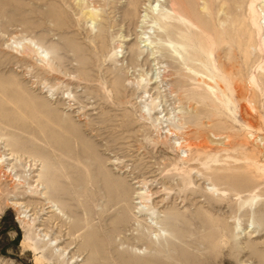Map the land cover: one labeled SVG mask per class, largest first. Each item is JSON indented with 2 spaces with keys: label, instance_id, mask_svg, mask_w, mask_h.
<instances>
[{
  "label": "rangeland",
  "instance_id": "obj_1",
  "mask_svg": "<svg viewBox=\"0 0 264 264\" xmlns=\"http://www.w3.org/2000/svg\"><path fill=\"white\" fill-rule=\"evenodd\" d=\"M137 1L141 4L131 18L128 10L135 0H0V165L13 152L23 160L8 161L2 168L7 176L0 169V264H90L92 254L93 264H159L155 257L161 253L178 254L179 264H258L245 249L248 243L264 254V0H176L181 10L190 2L208 29H220L222 22L228 30L215 38L198 28L200 40L192 43L199 53L193 64L180 66L172 55L159 52L160 43L167 45L183 63L180 47L158 37L156 18L169 11V0ZM238 7L239 16L231 14ZM136 47L141 55L133 60L129 56ZM18 96L28 98L26 111L22 104L17 107ZM56 119L72 124L71 130L75 126L88 147L93 143L106 172L129 186L125 201L110 185L109 195L106 183L98 187L95 181V189L86 162L63 155L67 145L82 142ZM33 150L47 152L51 162ZM57 153L64 164L83 167L74 177L78 188H70L74 198L66 226L51 221L50 235L61 236L58 249L66 250L61 261L46 253L24 227L22 212L11 205L17 176L31 174L28 156L36 158L33 172L38 174L42 159L54 164ZM59 186L51 193H56L55 207L29 208L28 217L52 220L60 212L55 195L64 190ZM123 207L134 219L113 229L116 220L109 219ZM86 210L92 211L91 219L101 213L102 221L97 216L86 221ZM73 221L79 227L73 228ZM144 230L149 240L138 242ZM232 244L237 248L229 253ZM122 252L134 261H123Z\"/></svg>",
  "mask_w": 264,
  "mask_h": 264
},
{
  "label": "bare ground",
  "instance_id": "obj_2",
  "mask_svg": "<svg viewBox=\"0 0 264 264\" xmlns=\"http://www.w3.org/2000/svg\"><path fill=\"white\" fill-rule=\"evenodd\" d=\"M217 1V0H216ZM225 1V0H224ZM230 1V0H229ZM232 1V0H231ZM233 1H235V0H233ZM180 2H181V0H180ZM185 2V1H184ZM187 2V1H186ZM239 2V1H238ZM92 3V2H91ZM169 11H161L160 13H159V15H158V17L156 18V20L158 21V23H159V25H160V29L157 31L158 32V37H159V39H160V41L162 42V41H165V42H168V44H170V45H172V46H174V48H175V46H178V47H180V53H182V56H183V59H181L182 60V64H180V59L176 56V55H174V53L176 52L177 53V50H173V53H171V51H170V47H168L167 45H164V44H161L160 43V48H159V52H161V53H168V54H170V55H172V61H175L174 63H176V64H178V66H180V65H188L189 63H192V62H194V60H195V58L197 57V54L199 53V49L196 47V46H194V44L192 43V42H194V40H200L199 38H198V28H200V33L202 34V33H207L208 35H213L215 38L217 37H220V36H222L221 34L222 33H226L228 30H227V27H226V25H227V23H226V25L224 24V23H222V22H220V24H219V26H221L220 27V29H217V28H214V29H208V27L206 26V24L204 23V22H206V21H204L203 22V20L201 19V18H199L200 16H199V13H197L196 12V10H194V9H196V8H194L193 7V5H188V4H191L190 2H187L188 4L186 5V7H183V10H181L180 9V7H179V5L177 6V4H178V1H176V0H169ZM234 3V2H233ZM140 4L141 3H139V1H137L136 2V0H135V2L134 3H132V7H130L129 8V10H128V12H129V14H128V16L129 17H133L135 14H136V11L138 10V7L140 6ZM153 4V3H152ZM165 4V3H164ZM238 4V3H237ZM240 4V3H239ZM226 5V4H225ZM130 6V5H129ZM238 6V5H237ZM237 6H235V4H234V7H237ZM224 7V6H223ZM240 7V6H239ZM239 7L237 8V9H235V10H233L234 12H231V14H237L238 15V12L240 11V10H238L239 9ZM127 8V7H126ZM141 8V7H140ZM224 9V8H223ZM229 10V9H228ZM231 10V9H230ZM139 12V11H138ZM217 16H218V13H217ZM228 16V15H227ZM239 16V15H238ZM125 17V16H124ZM219 17V16H218ZM126 18V17H125ZM206 18V17H205ZM126 19H128V17L126 18ZM202 21V22H201ZM226 22V21H225ZM155 23V22H154ZM202 23V24H201ZM207 23H208V20H207ZM132 25V24H131ZM208 25V24H207ZM208 26H210V25H208ZM221 33V34H220ZM186 34V35H185ZM187 34H189V36L187 35ZM194 39V40H193ZM202 39H203V37H202ZM201 39V40H202ZM203 41V40H202ZM149 42H151V41H149ZM164 42V43H165ZM222 42V41H221ZM204 43V42H203ZM223 43V42H222ZM228 46V45H227ZM177 47V49H179ZM156 48V47H155ZM173 48V47H172ZM31 49V48H30ZM132 49V48H131ZM39 50V49H38ZM37 50V51H38ZM155 50V49H154ZM31 51V50H30ZM30 51H26L27 53L28 52H30ZM36 51V52H37ZM179 51V50H178ZM204 51V50H203ZM31 53V52H30ZM34 53V52H33ZM38 53V52H37ZM204 53H205V51H204ZM39 54V53H38ZM37 54V55H38ZM141 55V51H140V49L138 48V47H136V48H134V49H132L131 50V56H129V57H132L133 58V60L135 59V58H137V56L139 57ZM157 56V55H156ZM201 57V56H200ZM156 58V57H155ZM182 58V57H181ZM179 59V60H178ZM130 61V60H129ZM146 61V60H145ZM177 61V62H176ZM135 62V61H134ZM159 62V61H158ZM173 63V64H174ZM193 64V63H192ZM134 65V64H133ZM179 68V67H178ZM178 68H177V70H178ZM181 68V67H180ZM176 69V68H175ZM179 80V79H178ZM2 81H0V84H2L1 83ZM13 83V82H12ZM11 83V84H12ZM3 86H4V84H3ZM12 86V85H11ZM7 87H8V85H7ZM4 87H2V89H3ZM0 89H1V85H0ZM20 89H21V87H20ZM4 90H8V89H6V88H4ZM13 89H11V92L13 93V91H15V90H13ZM20 91V90H19ZM17 89H16V92H19ZM2 92V91H1ZM6 94L7 93H9V91H4ZM3 92V93H4ZM10 92V93H11ZM23 92V91H22ZM22 92H20V93H22ZM25 92V91H24ZM15 93V92H14ZM13 93V94H14ZM19 93V94H20ZM12 94V95H13ZM17 93H15L14 95L15 96H17L16 95ZM27 94V93H26ZM3 95V94H2ZM13 95V96H14ZM21 95H25V94H21ZM20 95V96H21ZM6 96H8V95H6ZM11 96V95H10ZM20 96H18V97H20ZM22 96V97H23ZM26 96V95H25ZM22 97H20L21 98V102H19L20 101V99L18 98L17 99V101H15V102H17L16 104H17V107H18V103H19V105L20 104H22V106L21 107H23V111H26V109L24 108V106H26V105H28V104H26V105H24L23 106V103L25 102H27L26 101V99H28V98H25V101H23V99H22ZM28 97H30L29 95H28ZM11 98H12V96H11ZM13 99H15L14 97H13ZM30 99V98H29ZM7 100V99H6ZM12 100V99H11ZM14 101V100H13ZM32 102V101H31ZM24 103V104H25ZM40 105H41V103H40ZM43 105H45V104H43ZM32 107V106H31ZM34 107V106H33ZM41 107V106H40ZM0 108H2L1 106H0ZM28 108H30V107H28ZM35 108V107H34ZM21 109V108H20ZM30 109H32V108H30ZM40 109V108H39ZM29 110V109H28ZM36 110V109H35ZM40 110H42V109H40ZM29 111H32V110H29ZM47 111H50V110H47ZM8 112V111H7ZM18 112H19V109H18ZM17 112V113H18ZM21 112V111H20ZM35 112H37V111H35ZM42 112H43V110H42ZM51 112V111H50ZM12 113V112H11ZM22 113V112H21ZM32 113H34V111H32ZM53 114V112L51 113V115ZM45 115V114H44ZM47 115V114H46ZM50 115V116H51ZM55 115V114H54ZM30 116H31V114H30ZM49 115H48V117H50ZM8 117V116H7ZM61 117V116H60ZM51 118H53V117H51ZM54 118H56V117H54ZM62 118V117H61ZM60 118V119H61ZM59 119V120H60ZM4 120V119H3ZM53 120V119H52ZM59 120L58 119H56V123H58L59 122ZM54 121V120H53ZM52 121V122H53ZM58 121V122H57ZM61 121H63V124H64V120H61ZM37 122V121H36ZM55 122L53 123V124H55ZM2 123H3V121H2ZM5 123H7L6 121H5ZM11 123H12V121H11ZM10 123V126L12 125ZM66 123V122H65ZM67 123H69V122H67ZM66 123V124H67ZM9 124V123H8ZM8 124H6L5 126H7ZM58 124H61L62 125V123H58ZM69 124H71V123H69ZM1 125V124H0ZM2 125H4V124H2ZM23 125V124H22ZM61 125H58V127H61ZM88 125V124H87ZM86 125V126H87ZM14 126V125H13ZM12 126V127H13ZM66 125H62V129L65 127ZM68 126V129H70V131L68 130V133H69V135H71L72 136V138H73V136H78V139L79 140H81V142H82V144H77L78 142H75V144L76 145H67V147H66V151L64 152L63 151V155L64 154H66V155H70V154H72L71 156L76 160V162H77V160L78 161H80V164H83L84 162H86V164H84L83 166H85V167H89V170L91 171L90 172V174L92 175H90L91 176V179H92V177L95 179L94 180V188L96 189V187H97V185H98V187H100L101 186V183H103L104 185H105V183H106V189L104 188V190L105 191H109L108 189H109V185L113 188V190H115V192H117L118 193V195L119 196H121L122 197V199H121V197H119L120 198V201L121 200H123V197L125 198V200H126V197L128 198V196L129 195H127L130 191H129V186H127L126 184H125V182L124 181H121V180H119L118 179V181H117V178H115L114 179V176H113V174H111L110 172V174L109 173H107L106 172V170L104 169V167H103V161L101 162L100 161V159H99V157L96 155L97 153H99V152H96V151H93V150H95L96 148H95V146H93L92 144H90V147H88L87 146V144H86V142H84V141H82V137H83V135H82V137L81 136H79V133H78V131L79 130H75L74 129V127H73V129L71 130V126H72V124L71 125H67ZM66 126V127H67ZM20 127V126H19ZM65 127V131H66V128ZM71 127V128H70ZM87 127H90V126H87ZM1 128V127H0ZM55 128H56V126H55ZM4 129V128H3ZM2 129V130H3ZM27 129V128H26ZM57 129V128H56ZM58 129H60V128H58ZM57 129V130H58ZM77 129V128H76ZM1 130V129H0ZM7 130V129H6ZM25 130V129H24ZM87 130V128L85 129V131ZM91 130V128L89 129V130H87V131H90ZM4 131V130H3ZM62 130L60 129V132H61ZM80 132V131H79ZM91 132V131H90ZM93 132V131H92ZM91 132V133H92ZM4 133V132H3ZM63 133V132H62ZM86 133V132H85ZM88 133V132H87ZM65 134V133H64ZM84 134V133H83ZM8 135H9V133H8ZM20 135V134H19ZM68 135V134H67ZM85 136V135H84ZM97 136V135H96ZM24 137V136H23ZM34 137V136H33ZM4 138V137H3ZM69 138H70V136H69ZM24 139V138H23ZM28 139V138H27ZM24 140L23 142H27V141H29V140ZM49 139V138H48ZM53 139V138H52ZM60 139V138H59ZM58 139V140H59ZM85 139H86V137H85ZM90 139V138H89ZM3 140V139H2ZM50 140V139H49ZM54 140V139H53ZM8 142H10L9 140H7ZM48 141V140H47ZM51 141V140H50ZM61 141L62 140H60V143H61ZM7 142V143H8ZM30 142H32L31 140L29 141V143ZM189 142V141H188ZM28 143V144H29ZM34 143V142H33ZM49 143V142H48ZM95 144H96V142H94ZM4 144V143H3ZM9 144V143H8ZM11 145H12V143H10ZM26 144V143H25ZM25 144H23V145H25ZM62 144V143H61ZM188 144V143H187ZM14 145V144H13ZM16 145V144H15ZM40 145V144H39ZM52 146V144H49V146ZM60 145V144H59ZM63 145V144H62ZM55 146V145H54ZM94 147L95 149H93L92 147ZM97 146V145H96ZM188 146V145H187ZM37 147V146H36ZM41 147V146H40ZM39 147V148H40ZM56 147V146H55ZM58 147V146H57ZM59 147H62L61 145L59 146ZM189 147H190V145H189ZM10 148H14V147H10ZM16 148V147H15ZM14 148V149H15ZM50 148V147H49ZM54 148V147H53ZM13 149V150H14ZM38 149V148H37ZM36 149V150H37ZM44 149H47V152L48 151H50V150H48V148H45L44 147ZM59 149H62V148H59ZM58 149V150H59ZM198 149H200V148H198ZM36 150H33L34 152H35V155L36 154H39L40 153V151H41V153H43V151L42 150H40V151H38V152H36ZM39 150V149H38ZM64 150V149H63ZM51 151H52V149H51ZM32 152V151H31ZM31 152H29L30 154H33V153H31ZM44 152H45V150H44ZM45 153V154H47L48 155V153ZM19 153V152H18ZM20 153H22V152H20ZM39 154V155H41L43 158L45 157L44 155H42V154ZM194 153V152H193ZM28 154V153H27ZM29 154V155H30ZM49 154H51L50 152H49ZM34 154H33V156H35ZM38 155V156H39ZM52 155V154H51ZM63 155L61 154V153H57V154H54V164H51V163H46V161L48 160L47 159V157H45L47 160H43L41 157V159H42V163H40L41 164V168H40V172L38 173V174H34V170H36L35 169V166H37L36 164H35V159H34V157L32 158V157H30V156H28L29 157V159L31 158V164H29V167H30V169H32L31 170V174L29 175V176H26V178H24L23 177V179L20 177L19 178V176H17V179L15 180V182L17 181V183H15V187H13V189H14V192H16L17 193V195L14 197V199H13V202L11 203V205L14 207V208H16V209H19L21 212H22V214H23V218H25V228L27 229V230H29V231H31V232H33L34 234H35V236L38 238V240L40 241V243L39 244H41L44 248H45V251H46V253L47 254H49V256H54V258H57V259H59V261H61L60 259L62 258V259H64L65 260V256L67 255L66 254V250L65 249H62V250H59L58 249V244L60 243V241H61V236H57V237H52L50 234L52 233L51 232V230L53 229V225H51V221H53L54 219H55V221H61V222H63V224H62V226L64 225V223H65V226H66V222L64 221L65 219H67V216L68 215H71V213H70V211H69V209H70V202L73 200V198H72V195H71V193H70V188H71V186H72V188L73 189H77L78 187L77 186H75L73 183H74V180H75V174H79V172H81V171H83V167L80 165H71V163L69 164H64L65 162H64V160H63ZM99 155V154H98ZM195 155V154H194ZM12 156H13V158H9V159H5L4 161H3V163H2V161H1V165H0V169L2 170V173L5 175V176H7V173H5V170L3 171V169L2 168H4V165H6V167L7 166H9V164H8V161H12V160H14V158H16V160L19 158V156L15 153V152H13V154H12ZM25 156V155H24ZM32 156V155H31ZM37 156V155H36ZM53 156V155H52ZM27 157V158H28ZM51 157V156H50ZM50 157H49V159H50ZM97 157H98V159H97ZM69 158V157H68ZM20 160L18 161V162H23V160H21V156H20V158H19ZM1 160V159H0ZM52 160V159H51ZM38 161H39V159H38ZM41 161V160H40ZM63 161V162H62ZM16 162V161H15ZM48 162H51V161H49L48 160ZM67 162V161H66ZM16 165H18V164H16ZM20 166V165H19ZM32 167V168H31ZM84 167V168H85ZM22 168V167H21ZM10 169L13 171V169H14V166L11 168L10 167ZM87 171V170H86ZM8 172V171H7ZM30 172V171H29ZM1 174V173H0ZM81 175H84V174H81ZM111 175V176H110ZM197 175V174H196ZM81 177V176H80ZM60 178H62L60 181H58V179H60ZM78 178V177H77ZM76 178V179H77ZM79 180H81V179H79ZM90 180V179H89ZM12 181V180H11ZM90 181H93V180H90ZM90 181H88V182H90ZM97 183H96V182ZM77 183V182H76ZM79 183V185H81L80 183H82V181L80 182H78ZM77 183V184H78ZM97 185H96V184ZM108 183V184H107ZM109 183H111V184H109ZM26 184L29 186L28 187V189L25 191V192H21L20 191V188H22L23 186H26ZM34 184H36V186H34ZM84 184V183H83ZM82 184V185H83ZM91 184V186H93ZM103 184H102V187H104L103 186ZM59 185H61L62 187H63V190L64 191H62L61 193H60V191H58L60 194L59 195H55V196H58V199L60 200L59 202H57V207H58V209H59V213L58 214H56L55 212H54V217H53V219L52 220H50L49 218H48V220H46V221H44V220H40V216L39 217H34V218H31V216H29L28 217V215H27V211H28V209L30 208V211H35L36 209H37V207H41L40 208V210L39 211H43L44 209H52V208H54L55 207V202H53V201H55L54 200V198H53V195L54 194H56V193H54L53 195L51 194L52 193V191L53 190H56L57 188H59L60 186ZM85 185V184H84ZM107 185H108V188H107ZM74 186V187H73ZM83 187V186H82ZM81 188V187H80ZM78 189L79 191L80 190H84V188H82V189ZM112 188H110L111 189V191H112ZM42 190H45V192L44 191H42ZM58 190H61V188L60 189H58ZM101 190V189H100ZM75 191V190H74ZM74 191H73V193H74ZM77 191V190H76ZM98 191H99V189H98ZM103 191V190H102ZM113 192V191H112ZM76 193V192H75ZM74 193V194H75ZM106 193V192H105ZM109 193V195H110V191L108 192ZM3 194V193H2ZM15 195V194H14ZM118 195H116V201L115 202H120L119 200H118ZM11 197V196H10ZM111 197H112V195H111ZM113 197H115V195H113ZM112 197V198H113ZM125 200H123V201H125ZM122 202V201H121ZM25 203V204H24ZM10 204V203H9ZM119 204V203H118ZM122 204V203H121ZM115 206V205H114ZM68 208V211H69V213L68 212H66L65 210ZM124 208V207H123ZM89 209H90V207H89ZM88 209V210H89ZM73 210V209H72ZM92 210V209H91ZM90 212H92V211H90ZM90 212L89 211H87L86 210V221H90V219H91V217H92V213L90 214ZM36 213V212H35ZM141 213V212H140ZM21 214V215H22ZM37 214H38V212H37ZM72 214H74V213H72ZM262 215V214H261ZM260 215V216H261ZM76 216V215H75ZM97 216V222L99 223L100 221H102V214L101 213H93V218H95ZM264 217V216H263ZM92 218V219H93ZM136 218V217H135ZM72 219H73V217H72ZM75 219L77 220V218L75 217ZM91 219V220H92ZM113 219V221H112V223L114 222V220H116V222L114 223V226L113 227H115V228H113V229H116L117 227H121V226H123V227H127V226H130V224H131V221H133V219H134V216H133V214L130 212V209L128 210L127 208L125 209H122L121 208V210H118V211H115L114 212V214H112V216L110 217V219L109 220H112ZM76 220H74V221H76ZM79 220V219H78ZM262 220V219H261ZM22 221V220H21ZM24 221V220H23ZM74 221H73V228H74V226H76V223H75V225H74ZM80 221V220H79ZM78 221V222H79ZM88 221V222H89ZM135 221H137V218L135 219ZM173 221V220H172ZM77 222V223H78ZM107 222V221H106ZM165 222V221H164ZM118 223V225L117 226H115V224H117ZM167 223V222H166ZM53 224H55V223H53ZM69 224V223H68ZM67 224V225H68ZM79 224V223H78ZM81 225L82 224H84L83 225V227H85V222L84 223H80ZM79 224V225H80ZM88 224V223H87ZM101 224H103V223H101ZM163 224V222H161L160 223V225H162ZM261 225H264V219H263V223L261 224ZM70 226H71V224H70ZM87 226V225H86ZM98 226H99V224H98ZM102 226V225H101ZM41 227V228H40ZM76 227H79L78 225L76 226ZM83 227H82V229H83ZM104 227V226H103ZM102 227V228H103ZM81 228V227H80ZM79 228V229H80ZM147 228V227H146ZM150 229H153V227L151 226V227H149ZM148 228V229H149ZM160 228H161V226H160ZM78 228H77V231L79 230ZM113 229H111V232H112V230ZM178 228H176V230H177ZM227 229V228H226ZM225 229V230H226ZM229 229V228H228ZM227 229V230H228ZM76 230V229H75ZM93 230V229H92ZM118 230H120V229H118ZM117 230V231H118ZM159 230V229H158ZM178 230H180V228L178 229ZM226 230V231H227ZM71 231V230H70ZM95 231V230H94ZM160 231V230H159ZM159 231H157V232H159ZM162 231V230H161ZM164 231V230H163ZM163 231H162V234H163ZM173 231V230H172ZM175 231V230H174ZM91 232V231H90ZM120 232V231H119ZM180 232V231H179ZM256 232V231H255ZM70 233L71 232H69V235H70ZM89 233V232H88ZM87 233V234H88ZM93 233V232H92ZM117 233V232H116ZM60 233H58V235H59ZM72 234V233H71ZM102 234V233H101ZM173 234V233H172ZM175 234V233H174ZM177 234H179L180 235V233H177ZM30 235V234H29ZM76 235V234H75ZM92 235V234H91ZM100 235V234H99ZM98 235V236H99ZM104 235V234H103ZM102 235V236H103ZM176 236V235H175ZM85 237H87V235L85 236ZM92 237V236H91ZM90 237V238H91ZM96 237V236H95ZM123 237V236H122ZM178 237V236H177ZM89 238V239H90ZM106 238H107V236H106ZM179 238V237H178ZM87 238H85L84 239V241H87L86 240ZM93 239V238H92ZM92 239H90L91 241H93ZM99 239V240H98ZM98 239H96L95 241H94V243H99V241H100V239L101 238H98ZM137 239H138V242H143V240L144 241H148L149 240V238H148V233L144 230V231H139V234H138V237H137ZM150 239H151V237H150ZM107 240H108V238H107ZM109 241V240H108ZM36 242V241H35ZM106 241L104 240V241H102L101 242V244H103L104 243V246L103 245H101V248H100V250L101 251H104V248L103 247H105V245H106V243H105ZM134 242H136V241H134ZM150 242V241H149ZM85 243V242H84ZM91 243V242H90ZM93 243V244H94ZM170 243H171V241H170ZM93 244H92V248L94 247L93 246ZM111 244V243H110ZM109 244V245H110ZM140 244H142V243H140ZM149 244H152V242H150ZM86 245H88V244H86ZM98 245H100V244H98ZM89 246V245H88ZM96 246V245H95ZM103 246V247H102ZM90 247V246H89ZM98 247V246H97ZM96 247V248H97ZM171 247H173V248H178L179 246L175 243V241L174 242H172L171 243ZM226 247V246H225ZM95 248V249H96ZM107 248V247H106ZM228 248V247H227ZM236 246L235 245H230L229 246V249H227V250H229L230 252L229 253H231V250H232V252H233V249H235L236 250ZM249 249V257L251 258V259H254V260H256L257 262H258V264H264V254L261 252V251H259V247L258 246H256V245H253V244H249L248 243V246L245 248V249ZM94 249V248H93ZM103 249V250H102ZM182 249H184V250H186L187 251V249H185V248H182ZM97 250V249H96ZM95 250V251H96ZM98 250H99V247H98ZM97 250V251H98ZM106 250V249H105ZM183 250V251H184ZM94 251V252H95ZM93 252V253H94ZM99 252V251H98ZM106 251H104L103 253L105 254V255H107L106 253H105ZM113 252H115V249L113 250ZM185 252V251H184ZM188 253H189V251H187ZM187 252H185V253H187ZM103 253H101V255L103 254ZM116 253V252H115ZM115 253H112V255L113 254H115ZM118 253H120L119 251H118ZM170 253V252H169ZM178 253V252H177ZM167 254V253H166ZM126 253L125 252H122V254L120 255V257L123 259V261H126V263H128L127 262V257H126ZM172 253H170V256H168V254H167V256L165 257L164 255H162V253H161V255L160 256H158L157 255V257H155L156 258V261L159 263V264H179V262H181V260H180V257H179V259H175L174 257H176L178 254H175L173 257H172ZM95 256H96V253H95ZM179 256H180V253H179ZM185 256V255H184ZM195 256V255H194ZM65 257V258H64ZM136 257V256H135ZM147 256H145L144 255V257H141L140 256V258H146ZM165 257V258H164ZM170 257H172V259H170ZM186 257V256H185ZM189 257V256H188ZM233 257V256H232ZM91 259H90V261H91V263L90 264H93V263H95V261H96V259L94 258V254H92V256L90 257ZM103 259H105V256L104 257H102ZM102 258H98V259H101L100 261H103L104 262V260H102ZM107 258V257H106ZM113 258V257H112ZM150 258V257H149ZM155 258H154V260H155ZM174 258V259H173ZM177 258H178V256H177ZM184 258V257H183ZM56 259V260H57ZM67 259V258H66ZM109 259H110V257H109ZM108 259V260H109ZM113 259H115L116 260V257L115 258H113ZM131 260H133L134 261V259H132V258H130ZM129 259V260H130ZM186 259V258H185ZM188 259H190V258H188ZM69 260H71V261H73V259L72 258H68V261ZM114 260V261H115ZM120 260V259H119ZM128 260V261H129ZM175 260V261H174ZM176 260H179V262H177ZM63 261V260H62ZM87 261V260H86ZM94 261V262H93ZM122 261V262H123ZM175 263H174V262ZM195 261V260H194ZM97 262H98V260H97ZM107 262V261H106ZM121 262V263H122ZM130 262V261H129ZM132 262V261H131ZM152 262H154V261H152ZM57 263V262H56ZM67 263V262H66ZM73 263V262H72ZM109 263V262H108ZM120 262H118V264H119ZM156 262H154V264H155ZM188 263V262H187ZM190 263H193V262H191L190 261ZM38 264V263H37ZM68 264H70V263H68ZM102 264V263H101ZM104 264V263H103ZM115 264V263H114ZM122 264H124V262L122 263ZM130 264V263H129ZM150 264H152V263H150ZM189 264V263H188Z\"/></svg>",
  "mask_w": 264,
  "mask_h": 264
}]
</instances>
